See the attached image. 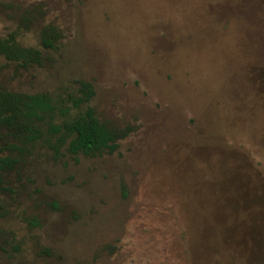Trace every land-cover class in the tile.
<instances>
[{"label": "rangeland", "instance_id": "obj_1", "mask_svg": "<svg viewBox=\"0 0 264 264\" xmlns=\"http://www.w3.org/2000/svg\"><path fill=\"white\" fill-rule=\"evenodd\" d=\"M27 11L21 45L61 39L3 84L89 82L95 117L136 129L112 154L27 147L0 177V264H264V0H0V37Z\"/></svg>", "mask_w": 264, "mask_h": 264}, {"label": "trees", "instance_id": "obj_2", "mask_svg": "<svg viewBox=\"0 0 264 264\" xmlns=\"http://www.w3.org/2000/svg\"><path fill=\"white\" fill-rule=\"evenodd\" d=\"M34 11L19 17L18 28L0 37L1 71L9 65L13 72L40 67L44 52L57 49L60 32L51 25L41 27L38 47L23 46L18 41L21 32L31 29L36 20ZM94 96L91 83L77 82L75 92L52 99L47 93L26 94L9 90L0 79V177L12 171L27 149L38 144L52 152L55 158L63 149L68 155L94 156L112 154L118 141L133 133L136 127H109L100 122L89 105ZM71 111L76 113L69 120ZM10 138L13 143H8Z\"/></svg>", "mask_w": 264, "mask_h": 264}]
</instances>
